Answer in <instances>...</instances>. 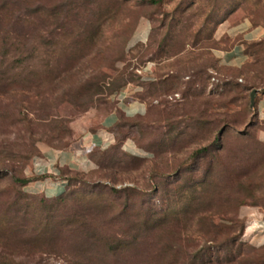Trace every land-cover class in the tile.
I'll list each match as a JSON object with an SVG mask.
<instances>
[{"label":"rangeland","instance_id":"374dc122","mask_svg":"<svg viewBox=\"0 0 264 264\" xmlns=\"http://www.w3.org/2000/svg\"><path fill=\"white\" fill-rule=\"evenodd\" d=\"M12 1L17 4L0 10V189L14 184L13 176H26L43 148L69 147L97 129L102 116L117 102L135 100L145 107V112L138 114L145 120L141 131L135 126L121 127L115 130L112 145L90 151L93 169L72 175L67 191L74 198L68 206L52 211L48 205L39 204L40 195L33 194L27 200L28 208L18 214L12 210L11 215H16L11 216L13 230L18 231L15 235L19 239L32 238L49 223L58 237L51 253L40 254L32 246L21 245L15 258L20 264H80L82 256L76 249L79 236L69 230L68 220L74 213H86V218L98 224L107 221L111 215L103 203L110 199L113 188L129 187L141 193V203L136 201V205L142 212L112 227L121 233L126 221L134 241L104 264H190L192 254L205 243L198 219L218 209L237 210L244 232L245 219L240 211L264 208V120L256 108L257 98L264 95V37L261 45L244 44L248 53L240 66L219 63L213 49H227L237 42L240 36L228 33H233L241 21L264 25V0H161L142 6H135L138 0H128L123 6L116 0ZM39 4L46 10L51 7V15L29 14V7ZM144 19L149 26L145 37L137 41L133 34ZM121 75L134 76L137 81L109 94L108 83ZM174 77L176 92L144 101L136 98L144 92V83L158 84ZM226 81L252 88L243 90L229 107L236 124L227 127L215 142L221 150L210 155L211 168L205 179L206 160L195 159L191 152L214 143V133L211 123L198 127L196 122L203 109L206 113L202 119L213 121L211 99H217ZM252 89L257 90L254 105H250L257 115L254 119L252 114L244 117L242 111V105L250 104ZM183 91L190 95L183 98ZM201 100L209 103L202 104ZM174 104L182 115L172 118L168 112ZM173 122L184 131L175 140L164 136ZM124 141L133 143L135 154L124 150ZM22 151L27 157L17 161L20 152L25 155ZM192 162L191 175L197 182H208L206 187L204 182L197 185L193 205L199 208L172 215L169 209H180L187 193L174 204L162 187L176 168L189 169ZM188 174L184 172L181 183ZM5 197L0 194V218ZM239 201L244 203L238 207ZM160 207L169 208L158 216L163 218L162 225L146 227L151 216L148 208ZM1 235L4 233L0 231V243ZM241 241L262 246L250 243L243 234ZM217 255L225 257V250ZM215 257H211V264H241L239 258L215 263Z\"/></svg>","mask_w":264,"mask_h":264},{"label":"trees","instance_id":"16d2710c","mask_svg":"<svg viewBox=\"0 0 264 264\" xmlns=\"http://www.w3.org/2000/svg\"><path fill=\"white\" fill-rule=\"evenodd\" d=\"M20 1V0H17ZM90 3L93 1L88 0ZM128 0H116L119 6H123L125 2ZM161 0H138L135 6H142L144 4L154 5L158 4ZM17 2L12 0H0V10H4L10 8L11 6L16 5ZM30 13H42L47 12V14L51 15V7L50 9L46 10L44 5H36L35 7H29ZM31 14V15H32ZM262 39L259 41H250L245 42V45L255 46L261 45ZM245 54L248 53V50L245 49ZM170 81L166 82L165 80L159 81V83L147 82L144 83V92L136 95L138 100L144 101L146 97H153L163 93L169 92H176L177 83L176 77L169 78ZM168 79V80H169ZM137 81V78L134 76H120L115 79L112 83H108L110 90L109 94L114 91L120 90L121 88L125 87L126 84L130 82ZM196 81H201V79H196ZM166 83V84H165ZM252 88L248 86L241 87L239 83H233L231 81H226L224 83V89L217 93V99H211L212 105H214L213 121H205L203 118V114L206 111L203 109L199 113L200 120L196 122L198 127H202L205 124L211 123L210 131L214 133V143L205 145L200 149H196L191 152L192 157L203 158L207 162V170L205 169V179L207 173L211 168L210 160L212 158L213 152L219 153L221 150V145L215 147V142L220 141L221 135L224 133L227 127H231L232 125L236 124V119L233 117V112H230L229 107L241 96L243 90L250 91ZM183 98H187L190 95L189 92L183 91L182 92ZM202 104L209 103V100H201ZM177 104H174L173 107L169 110L168 115L169 117L175 118L177 115H182L178 113ZM218 108H222L224 111H217ZM112 110H116L117 112V122L115 124V129L118 131L121 127H137L140 131L142 130V126L145 124L144 117L140 115H136L134 117L126 116L122 111L117 109V107H113ZM242 111L244 113V117L252 114V118L254 119L257 115L254 113V109L250 108L249 101L246 104L242 105ZM187 115L186 113H183ZM251 121V120H250ZM264 122V121H263ZM250 124V123H249ZM251 126V125H248ZM96 130V129H95ZM94 131V130H92ZM183 129H179L178 123L173 122L170 124V128L167 132H165L164 136L167 138H171V140L177 139L181 133H183ZM210 132V133H211ZM138 145L143 147L142 144L139 143V140L136 139ZM118 142L120 140L118 139ZM66 145H61L60 147H56L57 149L65 148ZM53 148H55L53 146ZM218 151V152H217ZM25 153V151H22ZM216 154V155H217ZM27 154H22L21 152L18 155V160L20 161L21 158H26ZM215 155V154H214ZM215 156H213L214 158ZM195 162V160H194ZM194 162H192L191 167L189 169L184 168H176L173 174H169L170 178L164 183L162 187V191H164L165 196H172V202L176 204L179 203V198L184 193H187L185 202L180 206V209L172 207L169 209H164L160 207L159 209L156 208H148V212L150 216V221H146L144 224L146 227H155L162 225L161 217H158L162 211L172 213V215H176L178 210H181L184 214H187L192 208L196 210L197 204L193 205L196 200L195 193L197 192V185L198 183H202V181H196V177H194ZM209 165V166H208ZM186 168V167H185ZM184 172H189V176L184 177ZM207 172V173H206ZM79 171H71L67 168L61 170V177L66 180L67 189L64 194L53 197V198H46L42 195L39 196V204H44L43 206L51 210H56L59 208H64L69 205V203L73 200L74 195L73 193H68V187L71 185L73 181V174L77 176ZM2 174H0V177ZM164 175L161 176L163 178ZM167 176V177H169ZM13 183L5 187L4 189H0V194H5L4 201L1 202L2 208H4V214L0 218V231L4 236H2L3 240L0 243L1 245V252H0V261L4 262L5 264H20L15 258L18 256V249H21V245L32 246L35 249V252L40 254L46 252H55L53 251V247H56L58 243V237L54 234V229L51 228L50 223L48 226H44L40 229V231L33 235L32 238L27 240H23L22 238L19 239L18 235H15L18 231L13 230V226L15 224L13 217H16L15 214H18L24 208L29 207V203L27 202L28 199L33 198L31 195L23 190V187L31 180L30 177L22 175V177L13 176L12 177ZM203 186H207L208 182L202 183ZM17 186L21 187V190L16 188ZM203 188V191L205 189ZM172 192V194H170ZM111 197L109 200H106L103 203V208L109 211L111 215L108 217L107 221L103 222L102 224H98L96 221H93L91 217L86 218L83 213L78 214L74 213L72 217L68 220L67 225L69 226V230L75 233L78 237V246L76 249L82 259L80 264H104L105 261L110 259L112 256L117 255L119 252L126 250L130 247L132 242L134 241L133 237L131 236L130 231L132 230L131 226H128L126 221H123V225H126V229H124L121 233L115 232L112 229L113 226L116 225V222L122 220L123 218L129 219L132 217V214L137 212L136 214L142 212L141 207L136 205V201H139V205L141 203L140 198L143 196L141 193H137L133 188L124 187V188H113L111 189ZM22 203V204H21ZM244 201H239L238 207L243 204ZM51 204V205H50ZM197 205V206H196ZM42 207V206H41ZM237 207V209H238ZM134 209H137L136 211ZM12 210L15 212L14 216L11 215ZM89 210V209H88ZM90 211V210H89ZM164 212V213H165ZM169 214V213H168ZM11 216H13L11 218ZM152 216L154 218H152ZM9 217V219H8ZM152 219V220H151ZM53 223V222H52ZM197 223L200 225L199 232L201 236L204 238L205 243L194 252L189 259L190 264H211L212 256L215 257V263L221 262H233L239 258V262L241 264H264V245L260 247H253L251 245L246 244L245 242L241 241V236L243 234V225L239 224L237 221V210H227V209H218L216 211L203 213L200 218L198 219ZM54 224V223H53ZM64 225V226H67ZM2 227V228H1ZM60 227V226H59ZM59 230V232H62ZM68 230V229H67ZM14 232V233H13ZM13 235L14 239L11 237ZM15 237L18 238L15 240ZM220 250H225V257L220 258L219 253ZM204 257L207 258L206 261H201ZM79 264V263H78Z\"/></svg>","mask_w":264,"mask_h":264},{"label":"crops","instance_id":"0c3cea01","mask_svg":"<svg viewBox=\"0 0 264 264\" xmlns=\"http://www.w3.org/2000/svg\"><path fill=\"white\" fill-rule=\"evenodd\" d=\"M149 22L147 19L139 21L133 37L141 41L145 37ZM237 29L230 36H240V39L227 49L215 48L213 55L219 63L231 66H240L246 60L244 50L245 42L256 41L264 37V25L252 26L247 20L241 21ZM228 30V29H227ZM226 31V27H225ZM126 98V97H125ZM117 109L126 116L143 114L145 107L142 102L135 100H124L116 103ZM258 115L264 120V95L256 101ZM117 122L116 110H111L101 118L99 127L78 138L69 147L57 149L45 147L41 154L29 166L27 177L31 180L23 187L29 194L42 195L46 198H53L65 193L67 189L66 180L61 177L62 169L71 171L87 172L93 169V160L89 153L94 148L104 149L108 141V147L115 141V124ZM124 150L135 154L136 147L131 142H123ZM240 216L245 219L244 238L257 246L264 244V208H244Z\"/></svg>","mask_w":264,"mask_h":264},{"label":"water","instance_id":"95a60500","mask_svg":"<svg viewBox=\"0 0 264 264\" xmlns=\"http://www.w3.org/2000/svg\"><path fill=\"white\" fill-rule=\"evenodd\" d=\"M256 89H252L250 92V105L253 107L254 105V100H255V95H256Z\"/></svg>","mask_w":264,"mask_h":264},{"label":"built area","instance_id":"2783aa9c","mask_svg":"<svg viewBox=\"0 0 264 264\" xmlns=\"http://www.w3.org/2000/svg\"><path fill=\"white\" fill-rule=\"evenodd\" d=\"M112 141H108V143L104 146V148L108 147V144H110Z\"/></svg>","mask_w":264,"mask_h":264}]
</instances>
